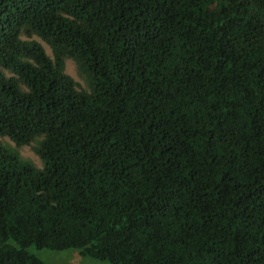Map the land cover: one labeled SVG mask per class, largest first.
<instances>
[{"label": "trees", "instance_id": "trees-1", "mask_svg": "<svg viewBox=\"0 0 264 264\" xmlns=\"http://www.w3.org/2000/svg\"><path fill=\"white\" fill-rule=\"evenodd\" d=\"M0 138V264H264V0H0Z\"/></svg>", "mask_w": 264, "mask_h": 264}, {"label": "rangeland", "instance_id": "rangeland-1", "mask_svg": "<svg viewBox=\"0 0 264 264\" xmlns=\"http://www.w3.org/2000/svg\"><path fill=\"white\" fill-rule=\"evenodd\" d=\"M45 46L49 55H53L52 49L48 44L41 41ZM66 71L72 75L81 85L87 87L86 81L80 76L76 63L72 59L66 60ZM1 139V138H0ZM4 142L14 145L8 138L2 139ZM20 153L24 158L32 160L37 166H42L41 159L36 155L32 146H24L20 149ZM29 251L35 254L45 264H114L109 260H103L84 254L79 248H72L63 251H55L47 248H38L33 245Z\"/></svg>", "mask_w": 264, "mask_h": 264}]
</instances>
